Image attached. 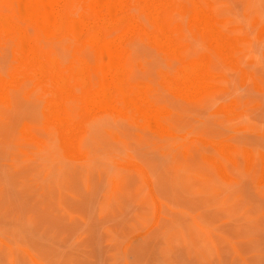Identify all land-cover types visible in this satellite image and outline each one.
Instances as JSON below:
<instances>
[{
    "label": "rangeland",
    "instance_id": "1",
    "mask_svg": "<svg viewBox=\"0 0 264 264\" xmlns=\"http://www.w3.org/2000/svg\"><path fill=\"white\" fill-rule=\"evenodd\" d=\"M68 1L70 16L87 13L84 0ZM167 1L175 56L148 35L101 25L106 38L120 34L127 77L147 84L161 127L129 106L77 101L67 102L71 126L57 127L50 87L13 67L17 47L0 37V75L21 76L0 100V264H264V0H196L220 44L193 19L194 0ZM125 3L150 34L143 0ZM51 35L38 43L59 62L96 58ZM188 59L205 65L206 81L185 91L172 78Z\"/></svg>",
    "mask_w": 264,
    "mask_h": 264
},
{
    "label": "bare ground",
    "instance_id": "2",
    "mask_svg": "<svg viewBox=\"0 0 264 264\" xmlns=\"http://www.w3.org/2000/svg\"><path fill=\"white\" fill-rule=\"evenodd\" d=\"M66 1L68 0H7L6 2L10 5L7 10H10L0 12V37L2 40L3 38L9 39V41L12 40L14 46L17 47L13 54L15 56L18 54L19 59L17 67H15V64L13 67L25 72L29 70L27 73L31 70L35 71L36 76L34 75V79L38 83L35 84L45 85L46 90L47 86L50 87L48 91L51 92L52 97L46 99V104L50 113V115H47L52 116L53 124L57 127H70L73 117L67 102L77 101L82 103L80 105L83 108L89 106V108L101 107L109 111L119 109V111H122L120 105H124L123 108L129 106L136 110L142 116V119L144 118L145 122L148 121L151 126L161 127L160 115L162 108L151 104L146 98L147 84L141 81L131 82L127 77V67L120 56L122 53V47L119 43L122 41L120 34H116L111 39L106 38L101 25L116 22V24H119L118 26L121 25V34L126 31H138L143 33L145 37L148 35L159 47L165 48L173 54L178 47H175L170 27L162 17L165 0H143L142 6L154 27L150 34L142 29L143 27H140L133 18L126 17L127 2L125 3V0H84L81 2L69 0L68 5L70 1L73 3L80 2V7L85 6L84 10L86 8L87 13L84 11L82 13L81 9V14H73H76V16H70L66 13V10H64ZM84 2L85 4H82ZM192 5L193 19L200 24L203 32L208 34L214 40V43L220 44L225 41L207 8L202 3L196 2V0ZM100 7L102 9L106 8V11L104 10L103 14H96V10L98 11ZM67 12H69V9ZM20 21L31 24L30 27H34H32L34 33H28L20 24ZM52 32L56 36L55 34L51 35ZM44 34H50L51 38L55 37L57 40H73L79 48L89 47L94 51V57L96 56V58L89 61L88 58H81V56L70 64H63L58 59L56 60L51 52L39 45L38 40L44 38ZM118 37H120L119 42ZM12 49L14 50V48ZM175 52L173 56L176 55ZM192 60L188 59L186 60L188 62H183V69H181L180 74H177L179 72L177 71V75L174 74V78H172L177 87L185 91L196 87L201 88L206 81L205 65L198 62L197 59V61ZM13 73L7 75L11 78L10 80L0 75V100L7 84L17 81L16 78H18L20 72L19 74ZM91 75H95L97 81H94L93 77L95 76L92 77ZM75 86L80 88L79 94L74 91Z\"/></svg>",
    "mask_w": 264,
    "mask_h": 264
}]
</instances>
